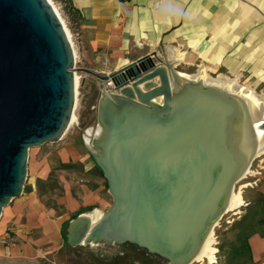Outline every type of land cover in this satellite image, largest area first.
Masks as SVG:
<instances>
[{
    "label": "water",
    "instance_id": "water-1",
    "mask_svg": "<svg viewBox=\"0 0 264 264\" xmlns=\"http://www.w3.org/2000/svg\"><path fill=\"white\" fill-rule=\"evenodd\" d=\"M75 61L49 0H0V219L23 193L30 150L70 127ZM81 70L104 84L83 133L112 203L72 218L68 244L130 243L192 264L264 151L259 97L181 72L157 50L108 74Z\"/></svg>",
    "mask_w": 264,
    "mask_h": 264
},
{
    "label": "crops",
    "instance_id": "crops-1",
    "mask_svg": "<svg viewBox=\"0 0 264 264\" xmlns=\"http://www.w3.org/2000/svg\"><path fill=\"white\" fill-rule=\"evenodd\" d=\"M67 1L78 19L81 52L97 55L110 72L157 50L181 72L203 69L209 74L243 75L256 91L264 87V0ZM52 144L46 152L29 153L32 189L3 212L0 264L54 263L66 224L84 213L98 218L111 205L86 142L81 146L75 136L65 133ZM56 161L80 165L98 178L92 184H80L74 194L73 182L62 171L59 214L40 204L35 186V181L48 180ZM258 162V191L264 201V159ZM247 244L253 264H264V231L251 233Z\"/></svg>",
    "mask_w": 264,
    "mask_h": 264
},
{
    "label": "rangeland",
    "instance_id": "rangeland-1",
    "mask_svg": "<svg viewBox=\"0 0 264 264\" xmlns=\"http://www.w3.org/2000/svg\"><path fill=\"white\" fill-rule=\"evenodd\" d=\"M51 1L70 33V39L72 40L76 56L75 67L76 75L78 76V86L76 88L75 120L66 133L67 136H75L77 142L81 146H84L85 135L83 131L95 127L97 103L101 96L102 89L104 88V84L99 78L87 74L81 69L87 68L99 74H108L106 72H111L109 71V67H105L104 60H102L103 64L98 61L97 55H92V57L88 55L84 56L81 52L82 35L79 29L78 19L76 14L69 9L68 1ZM107 66H109V64ZM178 69L181 70V68ZM190 70V73L195 72L194 69ZM209 75L212 77L224 75L236 79L241 85L250 88L254 93L261 96L264 95L263 86H260L256 91L255 87H253L243 75L238 77H231L220 73ZM53 145L52 143H45L40 147L32 148L30 153L38 150L46 152L47 150H51ZM259 159H264V152L260 153L254 159L246 176L236 184L235 192L241 193L244 200L243 205L235 209H228L213 230L211 245L213 248L217 249V262L213 264H253L247 238L253 232L264 231V201L258 191L257 180L259 176L257 172ZM55 163L56 167L53 169L48 180L35 181V186L36 195L39 197L40 204L46 206V208H55L57 214H59L62 212L63 208L61 197L64 189L60 178L62 171L66 172V178L73 182L74 194L78 193L80 184H92L94 181H98V178L96 179L92 173L86 172L80 165L64 166L57 161ZM262 169H264V167ZM97 173L99 174L98 170ZM32 177L31 171L28 170L27 180L23 190L24 194H27L32 189ZM102 178L103 186L107 189L104 177L102 176ZM23 193L5 207L4 211H7L10 206H13L21 199ZM110 203H112L111 196ZM2 220L3 216L0 221ZM66 232L65 226L63 228V234L65 235ZM59 249L61 250L56 255V258H54V263L51 264H169L127 243L107 244L102 242L99 244L78 245L73 247L64 239L63 245ZM192 264L210 263L208 259L204 258L200 261L195 260Z\"/></svg>",
    "mask_w": 264,
    "mask_h": 264
},
{
    "label": "bare ground",
    "instance_id": "bare-ground-1",
    "mask_svg": "<svg viewBox=\"0 0 264 264\" xmlns=\"http://www.w3.org/2000/svg\"><path fill=\"white\" fill-rule=\"evenodd\" d=\"M50 3L53 5L52 1L49 0ZM54 7V5H53ZM55 11L57 12L58 16L60 17L58 11L56 10V8L54 7ZM63 25H64V28L68 34V37L70 39V33L68 32V29L66 28L65 24H64V21L62 20V18L60 17ZM71 43H72V40L70 39ZM73 45V43H72ZM200 75H204L208 81H221L222 83H225L227 85H230V86H233L235 88H238V89H241V90H244V91H247L249 93H252L254 95H257L260 99V103L262 105V108L264 109V97L261 96V95H258L256 93H254L250 88L246 87V86H243L241 85L236 79H232L230 77H227V76H224V75H219L217 77H212L211 75H209L207 72H205V70H200ZM76 77V88L78 86V76L75 75ZM76 95H77V91H76ZM75 120V115L73 114L72 116V121H71V124L74 122ZM70 124V126H71ZM92 128L88 129V134H91V130ZM88 139V138H86ZM264 152V151H263ZM261 152V153H263ZM243 197L241 195V193H237L234 191L233 195H232V199H231V202H230V206L228 209H235V208H238L240 206L243 205ZM213 233V232H212ZM212 233L210 234V236L208 237L205 245H204V248L202 249L200 255L197 257L196 261H200L204 258L208 259L209 263L210 264H213V263H216L217 262V259H216V253H217V249L213 248L211 243H212Z\"/></svg>",
    "mask_w": 264,
    "mask_h": 264
},
{
    "label": "trees",
    "instance_id": "trees-1",
    "mask_svg": "<svg viewBox=\"0 0 264 264\" xmlns=\"http://www.w3.org/2000/svg\"><path fill=\"white\" fill-rule=\"evenodd\" d=\"M97 168H98V170L100 171V173L102 174V176H104L103 173H102V171H101V169H100L99 167H97ZM106 186H107V188H108L107 181H106ZM67 225H68V223L66 224V230H67ZM63 235H64V234H63ZM64 239H65V241L68 243V241H67V232H66L65 235H64ZM127 244H130V243H127ZM130 245H131L132 247H135V248H137V249H139V250H141V251L147 253V254H150V253H148L147 251H145V250H143V249L137 247L136 245H133V244H130ZM150 255H152V254H150ZM152 256H154V255H152Z\"/></svg>",
    "mask_w": 264,
    "mask_h": 264
},
{
    "label": "built area",
    "instance_id": "built-area-1",
    "mask_svg": "<svg viewBox=\"0 0 264 264\" xmlns=\"http://www.w3.org/2000/svg\"><path fill=\"white\" fill-rule=\"evenodd\" d=\"M74 47V46H73Z\"/></svg>",
    "mask_w": 264,
    "mask_h": 264
}]
</instances>
